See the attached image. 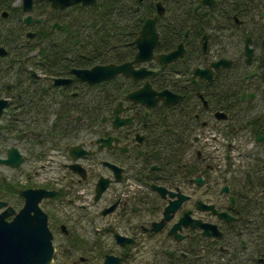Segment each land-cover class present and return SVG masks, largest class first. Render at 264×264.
Returning a JSON list of instances; mask_svg holds the SVG:
<instances>
[{
	"label": "flooded vegetation",
	"instance_id": "1",
	"mask_svg": "<svg viewBox=\"0 0 264 264\" xmlns=\"http://www.w3.org/2000/svg\"><path fill=\"white\" fill-rule=\"evenodd\" d=\"M30 3L0 0V160L21 157L0 188L7 219L40 190L52 242L87 252L71 264H264V0H154L153 55L182 52L96 83L73 69L136 51L39 59L88 5ZM146 83L151 99L128 97Z\"/></svg>",
	"mask_w": 264,
	"mask_h": 264
},
{
	"label": "water",
	"instance_id": "2",
	"mask_svg": "<svg viewBox=\"0 0 264 264\" xmlns=\"http://www.w3.org/2000/svg\"><path fill=\"white\" fill-rule=\"evenodd\" d=\"M53 6H68L74 2L83 4H93L96 0H51ZM28 0L27 8H30ZM161 13V11H158ZM27 20V19H26ZM155 20L148 19L140 29L139 35L134 40L138 51L134 59L123 64L95 65L90 69H73V72L83 81L96 83L114 77L117 74L130 75L134 80L149 75L152 72L146 71L145 67L139 70L133 69V64L150 61L152 59L160 63L170 62L176 58V54L182 52V47L177 51L159 54L154 56L153 49L158 42L155 32ZM63 80H57L56 84H61ZM146 83L140 90L128 95L137 100L145 101L151 99L153 91ZM6 100L0 99V114L6 104ZM154 102V101H151ZM0 163L17 167L21 163V157L15 149H9L7 158L1 159ZM37 193L35 198L33 195ZM20 194L25 198V203L11 221L6 218L13 215L11 207L6 208L0 213V264H51L54 247L52 245V235L47 226V216L38 207V200L43 195L51 196L40 190L21 191ZM6 206L5 202L0 201V208ZM108 257L104 264H108Z\"/></svg>",
	"mask_w": 264,
	"mask_h": 264
},
{
	"label": "trees",
	"instance_id": "3",
	"mask_svg": "<svg viewBox=\"0 0 264 264\" xmlns=\"http://www.w3.org/2000/svg\"><path fill=\"white\" fill-rule=\"evenodd\" d=\"M154 10V0H97L94 5L77 10V18L72 19L71 16L59 31L60 35L46 41L49 46L44 50L52 53L39 59L53 60V64L58 62L62 65L67 62L77 67L126 61L136 51L132 42L141 25ZM56 45L72 48L65 47L61 56ZM162 47H169V43ZM73 48L79 50V57L71 54ZM117 81H113V86H123L124 82L120 84ZM0 188L8 189L9 184L1 180Z\"/></svg>",
	"mask_w": 264,
	"mask_h": 264
},
{
	"label": "rangeland",
	"instance_id": "4",
	"mask_svg": "<svg viewBox=\"0 0 264 264\" xmlns=\"http://www.w3.org/2000/svg\"><path fill=\"white\" fill-rule=\"evenodd\" d=\"M12 170L8 167H5L3 165H0V181L3 178H6V184H9V180L12 178ZM9 179V180H8ZM4 180V179H3ZM2 186V185H1ZM85 228H88V226H85ZM53 245L55 247V252H54V261L51 264H71L73 260L78 261L79 256L80 255H87V252L80 251L79 252H72V249H67L65 246L64 247H60L61 245V240L59 238V236H55L53 238ZM64 251H67L69 253H73L74 255H72L71 257H66L64 255ZM79 262V261H78Z\"/></svg>",
	"mask_w": 264,
	"mask_h": 264
}]
</instances>
